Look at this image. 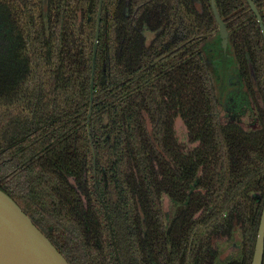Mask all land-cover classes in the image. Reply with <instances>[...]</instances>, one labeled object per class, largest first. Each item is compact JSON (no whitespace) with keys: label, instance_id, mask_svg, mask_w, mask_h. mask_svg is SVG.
<instances>
[{"label":"trees","instance_id":"obj_1","mask_svg":"<svg viewBox=\"0 0 264 264\" xmlns=\"http://www.w3.org/2000/svg\"><path fill=\"white\" fill-rule=\"evenodd\" d=\"M90 1L0 0V189L69 264H217L219 243L239 236L243 258L229 264H251L264 37L250 5L214 0L260 108L262 129L248 131L220 115L203 51L219 31L211 0H104L88 127Z\"/></svg>","mask_w":264,"mask_h":264},{"label":"water","instance_id":"obj_2","mask_svg":"<svg viewBox=\"0 0 264 264\" xmlns=\"http://www.w3.org/2000/svg\"><path fill=\"white\" fill-rule=\"evenodd\" d=\"M257 17L264 37V23L252 0H246ZM104 0H100L97 17L96 38L93 52L90 84V107L87 124L91 123L95 93V72L98 53L101 15ZM94 0L90 1L89 12ZM211 7L219 26L216 37L203 46L206 61L214 81L220 108L226 113L235 112L237 107L252 109L250 96L242 74L235 62L229 43V33L219 16L215 1ZM246 106V107H245ZM264 262V208L258 229L251 264ZM0 264H69L53 243L38 229L32 219L4 191L0 189Z\"/></svg>","mask_w":264,"mask_h":264},{"label":"flooded vegetation","instance_id":"obj_3","mask_svg":"<svg viewBox=\"0 0 264 264\" xmlns=\"http://www.w3.org/2000/svg\"><path fill=\"white\" fill-rule=\"evenodd\" d=\"M257 1H261V0H257ZM254 4H255V2H254ZM258 12H259V10H258ZM259 109L260 108H259L258 105L255 106L254 108L252 107V109H247V108L244 109L245 111L243 113H241V116L236 121H238V123H240L245 130H248V131L261 130L263 124H262V121H261L260 116H259ZM219 110H220V115H221V118H222V114L224 115V113L221 112V109H219ZM225 117H228V118L230 117L231 119H233V117H231V113H226V115H224V120L227 119V118L225 119ZM258 180H261V179H258ZM257 184H258V186L264 185L262 182H259ZM254 197L259 198V196H257V195H254ZM162 201H163V206H164L165 202H169L172 205V207H173V209L170 210L169 216H167V214L164 211V215H165V218H166V224L168 223V221H169V224H170L171 221L175 218L176 206H175L174 202L171 201V199L169 200V198L167 196H164ZM236 238H238V239H236ZM236 238L225 239V240H223V242L221 244L219 243V257H218L217 264H220L219 263L220 259L224 260V259H226L228 257L232 258V259L230 261L226 262L225 264H229V263H231L233 261H236V260H240L241 261V259L243 258V253H242V249H241V246H240L241 245V239H240V236L236 237ZM236 244H238L239 247ZM223 249H225L226 251H228L229 249H232V254H230L227 257H225L224 253L222 254Z\"/></svg>","mask_w":264,"mask_h":264},{"label":"rangeland","instance_id":"obj_4","mask_svg":"<svg viewBox=\"0 0 264 264\" xmlns=\"http://www.w3.org/2000/svg\"><path fill=\"white\" fill-rule=\"evenodd\" d=\"M243 107H244V106H243ZM243 107H240L239 109H238V107H237L236 111L231 113V117H233V121L238 120L239 117L241 116V113H243V112L245 111V110L241 111ZM245 107H246V106H245ZM220 109H221V112H223L224 115H226L225 111H224L222 108H220ZM224 115L222 114V118H223V119H224ZM226 118H228V117H225V119H226ZM228 119H229V118H228ZM224 121H228V120L226 119V120H224ZM181 139H182L183 141H185V136L183 135V130H182V128H181ZM171 209H173L172 205H171L169 202H165V203H164V211H165V213L167 214V216H169V213H170V210H171ZM223 253H224L225 257H227L228 255L232 254V249H229L228 251H226L225 249H223L222 254H223ZM231 259H232V258H229V257L226 258V259H224V260L220 259V260H219V263H220V264H225L226 262L230 261Z\"/></svg>","mask_w":264,"mask_h":264}]
</instances>
